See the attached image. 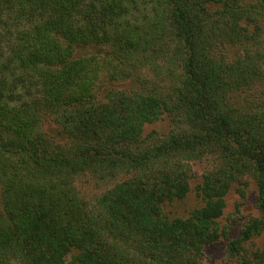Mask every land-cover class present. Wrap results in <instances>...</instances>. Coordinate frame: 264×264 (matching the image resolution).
Masks as SVG:
<instances>
[{"label":"trees","instance_id":"16d2710c","mask_svg":"<svg viewBox=\"0 0 264 264\" xmlns=\"http://www.w3.org/2000/svg\"><path fill=\"white\" fill-rule=\"evenodd\" d=\"M203 157L202 203L165 214ZM81 174L111 185L90 200ZM249 180L259 214L230 237ZM262 232L264 0H0V264H199L221 238L264 264Z\"/></svg>","mask_w":264,"mask_h":264},{"label":"rangeland","instance_id":"374dc122","mask_svg":"<svg viewBox=\"0 0 264 264\" xmlns=\"http://www.w3.org/2000/svg\"><path fill=\"white\" fill-rule=\"evenodd\" d=\"M93 48L96 50L97 47L93 46ZM82 49L91 50L88 46ZM106 72L107 68L102 66L98 71L99 76L96 79L97 84L94 85V93L99 97H103L113 85L112 83L109 84L107 81ZM125 82L131 83L130 81ZM42 128L51 131L56 130L57 125L53 119L45 118L42 121ZM151 130H156L158 134L167 133L169 130L168 118L163 116L150 124H146L145 134L149 133ZM189 163L192 171L190 190L183 198L174 199L164 204L163 211L169 216L186 215L190 209L202 203L200 196L196 193V185L201 179V174L207 167H210L211 159L209 157H203L196 160H189ZM76 185L85 197L94 200L107 186L111 185V183L98 181L89 174H81L76 178ZM258 214L256 188L253 181L249 180L248 186L245 187V195H240L235 187L227 192L225 196V207L220 222L227 227L230 237H235L238 235L241 227H243L244 222L250 217L257 216ZM249 243L254 247H264V232L252 238ZM76 255L77 252L75 250L66 254L64 262ZM229 259L226 253V239L221 238L204 247L203 257L199 264H230L231 262Z\"/></svg>","mask_w":264,"mask_h":264}]
</instances>
